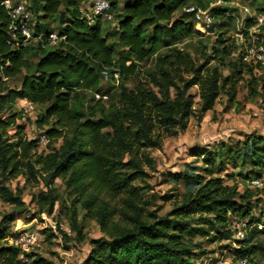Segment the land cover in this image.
<instances>
[{
    "label": "trees",
    "instance_id": "1",
    "mask_svg": "<svg viewBox=\"0 0 264 264\" xmlns=\"http://www.w3.org/2000/svg\"><path fill=\"white\" fill-rule=\"evenodd\" d=\"M185 1L122 0V15L116 16L117 37L110 42L105 21L90 23L81 12L80 0H42L39 4L33 0L29 8L37 18L35 32L44 33L47 38L55 32L51 23L59 21L62 28L58 33L66 36L56 44L37 42L33 50L39 56L36 63L27 57L31 45L18 47L11 41L10 16L0 3V65L7 78H0V93L7 88L8 79L27 70L19 89L10 90L4 100L20 97L44 106L37 124L47 135L45 148H50L39 152L41 136L28 139L21 133L22 126L16 139L8 141L4 137L16 125L18 115L0 118V170L14 178L24 176L29 183L42 180L48 189L37 195V205L48 215L53 214L58 200L52 185L57 178L65 182L74 194L70 217L80 239L83 234L77 204L86 211V217L99 223L104 233L91 241L84 264H196L201 253L193 249L192 239L211 231L221 239L238 243L233 250L239 259L251 262L259 253L264 257V208L254 214V190L245 187L242 191L238 184H226L223 177L213 175L215 171L210 166L216 153L193 154L204 156L209 177L191 169L175 174L176 178L185 179L186 190L165 216L147 210L135 184L143 181L147 167L154 165L149 149L160 148L166 137L187 127L195 99L190 88L199 85L205 112L214 107L219 96L220 71L201 74L203 64L196 67L191 53L179 46L195 34L203 36L196 29L192 14L184 10ZM209 1L192 0L202 6ZM110 2L112 11L120 4V0ZM178 9H183V13L175 19ZM223 34L218 32L214 50L222 56L232 55L235 45ZM161 46L165 48L161 63L149 71L146 81L132 88L120 86L119 105L107 107L106 100L95 98L94 93L102 91L105 68H118L121 77L137 75L141 64L147 63ZM232 66L233 73L223 78V86L245 71H254L238 57ZM179 70L193 74L183 78L182 87L177 83ZM249 84L256 89L258 77L252 75ZM171 88H175V94ZM0 100L2 109L1 95ZM60 139V145L54 146ZM263 142L264 138L255 137L245 141L242 149L229 147L220 156L228 155L235 164L241 161L250 167L248 172L239 174L243 180L261 178ZM0 196L17 209L25 204L5 185L0 186ZM234 220H249V225H256L247 230L244 239H236ZM9 222L10 219L0 221V264H22L25 257L36 255L9 242L17 234L12 233ZM58 230L67 236L60 227ZM33 263L53 264L43 257H36Z\"/></svg>",
    "mask_w": 264,
    "mask_h": 264
},
{
    "label": "rangeland",
    "instance_id": "2",
    "mask_svg": "<svg viewBox=\"0 0 264 264\" xmlns=\"http://www.w3.org/2000/svg\"><path fill=\"white\" fill-rule=\"evenodd\" d=\"M21 1H27L31 5L33 0ZM37 1L38 4L42 2V0ZM93 1L80 0L81 12L85 11L91 14L90 9ZM240 1H247L253 5L250 3L252 0ZM259 2H261L259 4H264V0H259ZM183 4L187 6L194 3L192 0H186ZM61 8L64 9V3ZM112 13L114 19L104 20L110 42L115 41L117 37L114 34L117 24L116 16L117 14L122 15V0L118 6L113 8ZM182 13L183 9H178L173 16L175 19L180 18ZM32 15L35 26L37 18L35 13ZM83 16L86 17L84 14ZM70 18L71 15L69 14L68 19L70 20ZM51 26L56 32L62 28L59 21L52 22ZM215 39L216 36L213 34L201 37L195 34L193 38L184 39L179 43L180 47L191 53L196 67L203 64L201 74H206L214 69H218L222 74L221 88L214 107L206 112L202 111L199 85L192 86L189 91L195 93V99L187 127L179 130L174 136L166 137L160 148L149 149L150 155L154 159V165L147 167L148 174L143 181L137 180L135 182L142 192L141 203L146 206L148 211H153L159 216L167 215L179 203L186 190L185 179H178L175 174H183L191 169L195 173L209 177L206 170L208 165L204 156L202 154L193 155L199 153L198 151L206 154L216 153L215 162L210 166L214 168V176L223 177L226 184H238L242 191L245 187H249L257 193L252 200L253 205L256 206L254 214L258 215L260 209L264 208V175L260 178L261 184L253 185L250 180L245 181L239 176L240 173H246L250 170L247 164H242L241 161L235 164L228 155L220 156L229 147L242 149L245 141H251L255 137L264 138V71H253L252 74L245 71L243 76L231 78V82L223 86V78L231 77L233 73L232 63L237 56L235 54L222 56L220 52L217 54L213 47ZM36 44L37 42H32L27 52V57L33 63L39 59L38 54L33 51ZM164 51L165 48L161 46L147 63L141 64L137 75L120 76V78L111 81L103 80L102 92L109 96L108 99H105V105L107 107L113 103L119 105V91L122 84L132 88L141 81H146L149 71L156 64L161 63L160 59ZM120 55V50H117L116 56L119 57ZM208 57H210L209 60H207ZM26 71L25 69L17 76L8 79L7 88L0 93L4 101L3 108L0 109V118L6 119L12 113L18 115L16 125L10 127L7 136L4 137L8 141L16 139V134L21 126V133L28 139H36L45 131L37 124L44 106L33 105V109L25 111L23 106L25 101L22 100L24 98L17 97L9 102L4 100L10 90L19 89ZM176 73H178L177 83L181 87L184 84L183 78H189L193 75L186 74L184 70L176 71ZM252 75L258 77L256 89H253L249 84ZM171 90L172 94L176 93L175 88H171ZM6 100H8L7 97ZM21 110L22 113L20 114ZM60 143L61 139L54 146L57 147ZM46 144L40 143L38 151H48L50 148H45ZM261 147H264V142ZM262 171L264 173V168ZM1 185L7 186L14 194L20 195L25 204L22 208L17 209L16 206L4 201L0 196V221L10 219L8 225L13 234L33 231L37 237V243L31 244L29 250H26V252H31L36 256L31 259L25 257L22 264H34L33 260L36 257L49 259L53 264H84L91 250V241L103 236L104 233L99 223L86 217V211L80 204H77L78 219L82 225L83 234V239H80L77 231L73 229L70 217L74 194L61 178H57L52 185L54 194L58 198L52 215L41 212L37 205V195L48 189L42 180L29 183L24 176L14 178L0 170ZM235 222L239 221L236 220ZM59 227L67 233V236H63L59 232ZM53 233L54 236H51ZM219 237L214 231L193 237V249L201 253L196 264H239V258L236 257L233 250L238 247V243ZM249 264H264V257L260 253L256 254L254 260Z\"/></svg>",
    "mask_w": 264,
    "mask_h": 264
},
{
    "label": "built area",
    "instance_id": "3",
    "mask_svg": "<svg viewBox=\"0 0 264 264\" xmlns=\"http://www.w3.org/2000/svg\"><path fill=\"white\" fill-rule=\"evenodd\" d=\"M250 1V0H249ZM1 5L10 16L9 31L11 41L18 47H28L32 42L44 41L48 44H56L66 36H60L58 32H53L45 38L44 33H36L33 23L32 11L27 1L21 0H0ZM185 11L192 14L195 27L203 36L218 32H223L224 38L234 43L235 54L242 63L255 71H264V4L250 5L247 1L240 0H210L207 6L199 4L187 5ZM91 14L82 11L90 23L98 19L112 20V6L110 0H94L91 6ZM90 14V16H89ZM236 57V58H237ZM8 63V62H7ZM3 66L0 65V78H7L2 73ZM121 73L118 68L113 71L105 68L103 80L111 81L120 78ZM96 99H108V95L102 91L94 93ZM24 110L34 108V104L24 98ZM48 138L46 134L40 137V143L46 144ZM260 178L251 180L253 185L261 184ZM259 228L262 223H257ZM256 225H249V220H242L234 223L235 238L244 239L247 230ZM36 234L32 232H20L9 239L11 244L21 247L24 251L29 250L31 244L37 242ZM239 264H249L247 258H240Z\"/></svg>",
    "mask_w": 264,
    "mask_h": 264
}]
</instances>
